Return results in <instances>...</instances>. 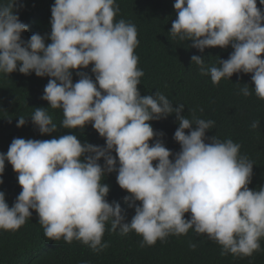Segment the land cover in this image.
<instances>
[{"label":"clouds","instance_id":"1","mask_svg":"<svg viewBox=\"0 0 264 264\" xmlns=\"http://www.w3.org/2000/svg\"><path fill=\"white\" fill-rule=\"evenodd\" d=\"M259 4L264 6V0ZM20 7L17 0H0V74L18 70L49 77L41 99L48 102L47 108L62 111L60 128L91 124L105 144L81 143L71 132L47 140L14 138L7 152L0 153V175L7 161L22 190L11 207L0 191V230L19 229L34 211L47 238L77 240L93 251L107 247L102 237L109 220L113 231L142 236L141 247L192 229L217 242L221 255L243 257L259 251L264 185L249 189L253 163L240 155L241 145L231 139L206 137L214 121L201 119L195 110L192 119L186 118L181 115L184 105L173 108L160 92L140 94L137 86L144 73L134 54L137 29L124 19L115 20L116 0H54L47 45L39 33L26 41L21 38L28 26L14 14ZM173 8V38L191 41L190 47L200 52L233 49L227 59H219V67L191 56L201 75L211 78L209 82L205 77L208 82L188 100L193 109L202 99L219 105L232 92V103L237 105L241 92L245 107L264 109V10L257 0H175ZM90 64L94 80L78 71ZM73 71L79 77L75 83ZM241 72L246 84L240 90L226 83L231 90L216 94L207 86L217 87L222 78ZM235 78L241 83L237 74ZM47 108H35L30 117L41 135L58 129ZM173 113L178 123L173 139L180 145L176 153L164 146L159 138L163 134L149 123ZM25 123L20 117L16 126ZM251 127L258 128L259 120ZM101 158L103 165L98 163ZM112 172L128 193L124 202L134 208L130 221L119 203L106 200L110 189L102 180Z\"/></svg>","mask_w":264,"mask_h":264},{"label":"trees","instance_id":"2","mask_svg":"<svg viewBox=\"0 0 264 264\" xmlns=\"http://www.w3.org/2000/svg\"><path fill=\"white\" fill-rule=\"evenodd\" d=\"M174 2L175 0H116L119 12L115 20L124 19L137 29L139 44L134 54L138 57L137 67L144 73L137 86L140 94L143 96L160 92L169 99L173 108L183 104L181 115L186 118L192 119L195 110L201 119L214 121V127L206 131V137L215 135L221 141L231 139L241 145L240 155L246 156L253 163V175L248 187L258 190L260 185H264V109L261 110L260 106L255 107L256 109L245 107L246 96L241 92L237 105L232 103V92L219 105H214L212 99H202L193 109L188 100L202 90V83L207 81L205 77L208 76L209 82L211 78L210 74L201 75L199 66L191 63V56H201L207 66L219 67V59H227L233 49L231 46L223 49L213 47L200 52L190 47L191 41L173 38L169 31L176 19ZM17 3L23 7L14 8V14L28 26L27 31L21 33V38L26 41L32 34L39 33L45 36L46 45L50 43L47 36L51 31L50 9L54 0H17ZM257 7L264 10L259 0ZM91 67L90 64L88 68L78 71L86 72L94 80ZM235 74L239 76L241 83L235 78ZM78 79L73 71V83ZM48 80L49 77H37L34 72L24 75L17 70L8 76L0 74V153L7 152L14 138L47 140L70 132L77 135L81 143L104 146V138L99 136L91 124L83 129L60 128L62 111L47 108L48 102L41 99ZM221 81L223 82L217 87L207 83L209 90H217L216 94H220L222 90H231L226 83L235 86V90H240L246 84L242 72L234 73L229 79L222 78ZM249 85L254 87L251 78ZM179 95L187 102H183ZM253 97L254 100L258 98L255 94ZM39 107L47 108L53 123L58 127L56 132L41 135L32 123L30 117L35 108ZM20 117L26 118V123L17 127ZM257 120L259 127L253 129L251 125ZM149 123L154 131L163 134L159 138L166 148L173 153L180 150V145L173 139L178 127L175 113ZM185 132L187 134L188 130ZM112 155L115 156V152ZM98 163L103 165V158ZM155 163L156 161L153 162ZM116 175V172L106 174L102 180L110 189L106 200L111 204L119 203L126 221H130L134 208H129L124 202L123 198L128 193L118 186ZM0 179L3 180L0 191L5 193V200L11 207L22 189L18 185L17 174L7 161ZM189 216L190 214H185V218ZM141 241L142 236L134 231L122 235L119 228L111 230V220L106 222L102 237V245L106 244L107 247L98 251H93L77 240L71 243L63 238L53 240L44 235L43 227L33 211L32 216L19 229L0 230V264H264V238L260 240L259 251L243 257L231 253L221 255L222 248L217 242L209 239L207 234L197 235L192 229L184 235H169L164 240L158 239L151 246L145 244L141 247ZM190 244H195L196 247L191 248Z\"/></svg>","mask_w":264,"mask_h":264}]
</instances>
